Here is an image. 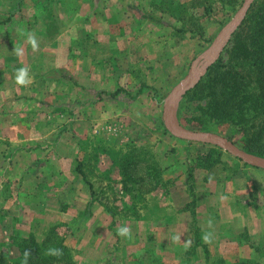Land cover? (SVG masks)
<instances>
[{"label": "rangeland", "instance_id": "1", "mask_svg": "<svg viewBox=\"0 0 264 264\" xmlns=\"http://www.w3.org/2000/svg\"><path fill=\"white\" fill-rule=\"evenodd\" d=\"M234 2L235 5L225 8L223 0H84L79 16L70 17L64 12L62 21L53 23L54 46L42 49L52 63L32 68L35 76L51 69L52 78L46 79L51 82V91L44 95L40 90L37 100H48L43 111L31 112L29 117L36 127L30 134L46 136L39 147H51L58 157L61 153L69 156L73 166L66 172L72 175L68 178L65 170H56V165L47 171L51 180L44 186L45 191L31 193L29 197H39L35 199L40 207L32 205L27 212L23 211L26 214L20 226L26 235L32 232L42 239L52 225L66 223L61 231L67 234L76 264H152L156 260L166 264L210 263L213 258L201 246L195 250L191 246L179 258L166 255L159 247L161 237L154 239L148 232L150 226L156 230L158 224L147 226L143 217L150 210L160 216L174 205L177 211L178 205L183 209L191 201L186 193V177L188 167L194 164L184 160L186 155L191 154L192 159L195 151L199 153L208 147L175 140L165 126L164 110L171 92L198 67H193L195 59L234 19L244 0ZM98 13L99 19L94 20L93 15ZM142 14L155 15L164 24L143 18ZM125 19L130 21L127 26ZM110 20L120 22L116 31L109 30ZM70 21L73 24L69 25ZM174 27L193 32H178ZM232 38L221 55L225 60L233 47ZM123 39L125 42L120 45ZM36 83L39 89L42 80L30 85ZM144 85L147 87L142 96L133 99L129 95L136 94ZM120 87L126 92L109 95ZM187 108L194 105L184 97L178 112L182 123ZM213 133L230 141L240 140V136L233 137L224 131ZM184 144L193 147L186 148L185 153ZM223 151L229 159L243 163ZM162 160L166 161L165 166ZM154 163L163 177V185L158 188L147 176L148 165ZM167 163L172 165L166 167ZM79 165L93 184L94 195L89 184L81 182ZM260 181V190H264V169ZM106 207L114 210L115 224ZM9 216L0 207V250L13 259L17 249L11 237L20 233L17 224L21 219ZM121 225L131 230L130 236L118 234ZM194 235L192 229V244ZM260 247L264 250V244ZM261 254L263 264L264 253ZM242 258L248 257H223L229 264Z\"/></svg>", "mask_w": 264, "mask_h": 264}, {"label": "crops", "instance_id": "2", "mask_svg": "<svg viewBox=\"0 0 264 264\" xmlns=\"http://www.w3.org/2000/svg\"><path fill=\"white\" fill-rule=\"evenodd\" d=\"M84 6V0H0V207L5 209L6 216L17 217V221L21 219L17 226L24 236L26 232L20 226L26 214L23 211L27 212L32 205L40 207L35 199L39 197L35 194V198H29L31 193L42 192L44 186L50 183L51 176H48L47 171L53 166L56 165L57 171L65 170L64 175L68 178L72 174L66 170L73 166L69 156L61 153L58 157L50 150L51 147L38 146L45 143L46 136L30 134L36 127L34 119L29 117L31 112L43 111L42 107H46L44 102L48 100H37L40 90L47 95L52 86L51 82L46 81L52 78L51 69L48 73H35L36 77L32 68L38 64L49 66L52 63V58L42 52L54 46L53 23H60L64 12L70 17L79 16ZM98 16L99 13L94 14V20H98ZM109 22L111 31H116L117 26H120L119 21ZM129 22L126 19L124 21L126 26ZM29 35L36 37L37 47H32ZM123 41L125 39L119 44L122 45ZM17 49L20 50L19 54ZM19 67L29 69L32 82L42 80L39 89L37 83L27 86L15 83V71ZM44 84L48 87H42ZM187 144L183 145L185 153L186 148L193 147ZM197 154L195 151L192 159L191 154L186 155L184 161L195 164ZM226 154L221 163L208 170L196 169L194 172L196 219L208 255L213 258L209 264H218L217 260L229 264L223 257L230 254L262 262V254L256 248L264 244V190H260L263 169L236 159L233 161ZM54 160L58 164H54ZM165 162L162 160L163 166ZM170 164L167 163L166 167ZM175 165L178 166V163ZM188 173L186 180H189ZM64 190H67L66 187ZM6 192L8 194L5 197ZM186 193L192 201V196ZM174 207L168 208L170 211H162L160 216L150 210L143 217L147 226L158 224L156 230L150 226L148 232L154 239L161 237L162 244L159 247L173 259L182 257L192 246L193 223L192 211L186 206L182 209L180 205L175 211ZM206 236L208 239H205Z\"/></svg>", "mask_w": 264, "mask_h": 264}, {"label": "trees", "instance_id": "3", "mask_svg": "<svg viewBox=\"0 0 264 264\" xmlns=\"http://www.w3.org/2000/svg\"><path fill=\"white\" fill-rule=\"evenodd\" d=\"M223 1L225 8L231 4L235 5L234 0ZM142 17L164 24L155 15L142 14ZM174 29L182 33L193 32L192 29L186 28L174 27ZM232 43L233 47L228 59L225 60L221 56L209 67L208 72L196 87L186 94V102L193 104L194 108H187L183 112L182 124L189 129L219 133L224 131L233 137L240 136V140L232 139V141L246 152L264 157V0H256L253 3L245 19L234 32ZM146 87L147 85H144L136 94L129 93V95L137 99ZM124 90L120 87L109 95L115 97L122 92L125 93ZM196 144L207 146L209 150L199 152L196 163L188 169V192L192 196V201L185 208L192 211L193 215L192 229L195 235L192 248L195 250L201 246L207 254L208 248L203 242L196 219L194 172L196 169L208 170L221 163L225 151L213 145ZM80 166L77 170L83 175L84 181L89 184L91 194L94 195V186L87 180ZM156 166L155 163L148 165L147 176L155 181V186L158 188L163 185V177ZM126 175L127 173L124 172L125 178H127ZM124 187L127 188V185L124 184ZM106 209L114 218L113 224H115L114 210L110 207ZM65 224L52 225L42 239L32 232L26 236L16 233L11 237L12 244L17 249L16 258L9 259L0 250V263L76 264L73 249L67 242V234L61 231ZM56 249L60 250L59 253L53 254ZM256 250L264 253L260 247ZM152 264L166 263L156 260ZM235 264H262V262L242 258Z\"/></svg>", "mask_w": 264, "mask_h": 264}, {"label": "water", "instance_id": "4", "mask_svg": "<svg viewBox=\"0 0 264 264\" xmlns=\"http://www.w3.org/2000/svg\"><path fill=\"white\" fill-rule=\"evenodd\" d=\"M256 0H244L234 19L223 29L218 38L212 43L208 50L195 59L193 67L184 81L178 85L167 98L164 110V122L167 130L180 140L204 143L226 150L229 154L242 160L244 163L264 169V157L248 153L236 146L227 137L213 132H203L189 129L182 124L179 119V107L185 95L191 91L203 78L209 67L218 59L227 45L230 43L232 35L245 19L248 11Z\"/></svg>", "mask_w": 264, "mask_h": 264}, {"label": "clouds", "instance_id": "5", "mask_svg": "<svg viewBox=\"0 0 264 264\" xmlns=\"http://www.w3.org/2000/svg\"><path fill=\"white\" fill-rule=\"evenodd\" d=\"M28 39L31 42L33 48L37 47V40L34 35H29ZM19 52L20 50L17 49V54H19ZM14 79L15 83L20 86H27L32 83V76L30 75L29 69L27 67L17 68ZM117 232L122 237H128L131 235V230L126 225H121L117 229ZM205 239H208V237L206 236ZM59 251V249H56L54 250L53 254H58ZM25 256L27 257V253H25Z\"/></svg>", "mask_w": 264, "mask_h": 264}]
</instances>
